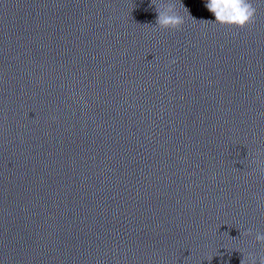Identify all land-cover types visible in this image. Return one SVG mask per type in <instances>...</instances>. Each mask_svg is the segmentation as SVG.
Returning <instances> with one entry per match:
<instances>
[{
  "label": "clouds",
  "instance_id": "1",
  "mask_svg": "<svg viewBox=\"0 0 264 264\" xmlns=\"http://www.w3.org/2000/svg\"><path fill=\"white\" fill-rule=\"evenodd\" d=\"M157 13L154 28L162 31H180L185 24V17L177 10L173 2L152 0ZM184 11L190 16L188 9L181 4ZM206 9L215 17L214 21H204L221 27L243 30L255 22L256 8L250 0H206ZM191 17V16H190ZM243 235L252 237L255 244L264 247V232L252 228L245 230ZM241 264H264V251L248 252Z\"/></svg>",
  "mask_w": 264,
  "mask_h": 264
}]
</instances>
